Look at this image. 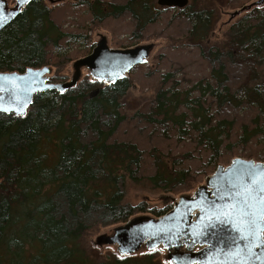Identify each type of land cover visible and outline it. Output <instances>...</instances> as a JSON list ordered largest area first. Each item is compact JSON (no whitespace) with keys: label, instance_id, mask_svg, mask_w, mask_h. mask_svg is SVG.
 <instances>
[{"label":"trees","instance_id":"16d2710c","mask_svg":"<svg viewBox=\"0 0 264 264\" xmlns=\"http://www.w3.org/2000/svg\"><path fill=\"white\" fill-rule=\"evenodd\" d=\"M195 3L178 11L191 10L190 34L198 41L206 35L210 20L204 10H193ZM106 7L104 12L102 4L93 1V18L102 21L128 13L136 22L134 35L153 21V7L147 0ZM67 36L43 0H29L0 31V73L21 74L28 68L51 66L48 48L58 47ZM198 47L212 67L210 78L215 83L206 81L200 88L203 82H198L179 93L172 87L161 89L150 111L139 119L142 130L161 135H166L168 125L179 137L195 133L208 151L207 161L219 164L222 146L246 145L264 136V78L250 62L264 59V10L249 31L230 27L223 51H205L200 43ZM222 58L247 68V77H228ZM167 80L164 77L163 84ZM100 86L97 80L86 79L65 92L35 95L22 117L0 114V264H167L154 260L153 253L145 254L142 261L114 256L98 262L83 245L84 234L92 227L124 224L148 212L143 204H121L125 177L160 187L182 184L190 176L188 170L174 168L177 160L169 168L159 157H154V173L141 175L143 151L135 142L113 140L126 120L120 101L130 83L120 77ZM194 91L199 97L189 99ZM205 95L216 105V114L204 106ZM242 107L248 114L237 123L233 114ZM60 128L65 133L56 135ZM171 208L149 213L160 218Z\"/></svg>","mask_w":264,"mask_h":264},{"label":"rangeland","instance_id":"374dc122","mask_svg":"<svg viewBox=\"0 0 264 264\" xmlns=\"http://www.w3.org/2000/svg\"><path fill=\"white\" fill-rule=\"evenodd\" d=\"M4 1L8 10H14L17 7L16 0ZM93 1L95 0H43L45 6L52 10L55 22L68 35L58 47H49L47 50L51 63V66H48L50 69L47 75L48 80L57 84L70 83L76 73L73 64L89 55L102 42L109 49L143 48L146 53L141 64L123 76L130 83V88L120 101V111L126 120L115 133L113 140L135 142L143 151L141 175L153 174L154 157H159L162 163L169 168L173 161L177 160L174 168L186 169L190 172V176L185 178L182 184L160 187H156L149 181H134L125 177L121 204L131 206L143 204L148 212L136 214L124 224L92 227L84 234L83 245L88 250H92L98 262H105L107 258L111 260L114 256H128L131 260L142 261L145 254L153 253L155 254L154 260L158 263L183 264V257L192 252L186 243H184L186 249L178 251L171 247L165 248L161 244L151 247L145 241L139 247L134 244L130 251L125 252L120 251L118 241H113L114 236L117 231L127 226L138 229L149 220L156 221L158 218L149 213L151 209L163 210L173 207L181 197L193 198L200 188L209 191L206 184L208 177L218 167L225 168L236 158L264 164V161L257 160V158L264 157V136H258L246 145H236L232 148L222 146L220 149L222 162L212 164L207 161L208 151H204L203 146L198 143L195 133L179 137L175 135L173 129L170 130V125L167 126L166 135L155 133L156 131L148 128L142 130V120L139 117L150 111L152 101L161 89L172 87L170 89L179 93V91L188 90L193 85L198 86V82H203L200 88L205 85L206 81L214 84L215 82L210 78L212 67L202 58L198 44L200 43L205 51H223L230 27L237 25L249 31L261 18L264 0H196L193 10H204L210 20L206 35L198 41H195L193 35L190 34L192 22L188 13H191V10L179 12L157 6L156 0H147L153 7V21L147 24L142 33L135 32L134 35L136 22L130 14L125 13L116 18L105 17L102 21H98L90 12ZM98 1L105 12L107 3L124 4L128 0ZM189 3L193 5V0ZM222 60L228 77L234 74L235 77H241L240 79L247 77V68L234 66V63L226 58ZM253 60L255 62L252 60L250 62L255 63L253 66L259 77L264 78V59L253 58ZM241 69H243L242 72ZM164 77H168L165 84H163ZM86 79L95 81L87 68H80L76 83L79 84ZM98 82L100 87L106 86L105 81ZM197 97H199V92L194 91L189 99ZM204 103L211 115L218 112L209 96L205 95ZM189 106L190 109H195L194 105L189 104ZM245 109L242 107L241 111L233 114L237 123L244 121L245 115L248 114V110ZM64 133L65 129L60 128L56 135ZM183 250L186 253H179ZM182 254L185 255L182 256ZM166 256L169 258L166 259Z\"/></svg>","mask_w":264,"mask_h":264},{"label":"water","instance_id":"95a60500","mask_svg":"<svg viewBox=\"0 0 264 264\" xmlns=\"http://www.w3.org/2000/svg\"><path fill=\"white\" fill-rule=\"evenodd\" d=\"M17 1L14 10H8L0 0V31L19 13L26 3ZM189 0H156L159 7L183 9ZM146 51L143 48L109 49L103 42L92 52L77 60L76 71L70 83H51L48 67L28 68L24 73H0V114L22 117L28 111L35 95L48 91L65 92L75 86L79 69L87 68L97 81L113 83L135 66L141 64ZM97 90L91 95L96 94ZM255 181L264 180V164L251 160L234 159L225 168L218 167L207 179V187L200 188L193 197H181L173 207L156 221L144 226L126 227L117 231L113 241L120 243V251H130L134 244L148 242L151 247H178L180 240L193 249H203L185 255L188 264H264V216L257 217L262 225L258 232L239 231V224L224 215L230 205L241 206L246 187L259 188ZM256 207H259L257 205ZM255 211V208L253 209ZM243 237V238H242ZM112 242V241H111Z\"/></svg>","mask_w":264,"mask_h":264},{"label":"snow or ice","instance_id":"6c2138e0","mask_svg":"<svg viewBox=\"0 0 264 264\" xmlns=\"http://www.w3.org/2000/svg\"><path fill=\"white\" fill-rule=\"evenodd\" d=\"M20 2L26 3L27 0H20ZM253 183H258L260 187H246L241 206L238 207L235 204L230 205L226 211L218 213V215L234 218V221L239 224V231H248L251 233L252 225H255L257 232L255 239L258 241V232L262 225L259 223L257 217L264 216V180L255 181L253 179ZM257 205L259 207H256ZM254 208L255 211H253Z\"/></svg>","mask_w":264,"mask_h":264},{"label":"flooded vegetation","instance_id":"af4514ba","mask_svg":"<svg viewBox=\"0 0 264 264\" xmlns=\"http://www.w3.org/2000/svg\"><path fill=\"white\" fill-rule=\"evenodd\" d=\"M190 1V0H189ZM155 4H156V1H155ZM157 5V4H156ZM188 5H189V3H188ZM158 6V5H157ZM169 9H171V10H178V9H176V8H169ZM121 77H123V76H121ZM173 249H175V250H180V249H186V246H184V240L182 239V240H180V243H179V245H178V247H176V248H173ZM188 249V248H187ZM203 249V247L202 246H198V245H196L193 249H192V252H189V253H191V254H195V253H198L199 251H201ZM179 253H186V252H184V250L183 251H180ZM185 254H182V256H184ZM167 258H169L168 256H166V259ZM162 263H164V262H162ZM167 264H169L168 262H167ZM183 264H188L187 262L186 263H183Z\"/></svg>","mask_w":264,"mask_h":264}]
</instances>
